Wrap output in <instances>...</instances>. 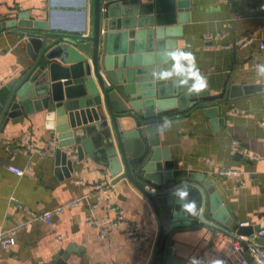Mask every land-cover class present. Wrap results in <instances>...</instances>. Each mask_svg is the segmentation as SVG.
I'll return each mask as SVG.
<instances>
[{"label":"crops","instance_id":"crops-1","mask_svg":"<svg viewBox=\"0 0 264 264\" xmlns=\"http://www.w3.org/2000/svg\"><path fill=\"white\" fill-rule=\"evenodd\" d=\"M22 13L49 22L50 31L59 34L84 26L86 36L93 32V0H0V23L20 20ZM186 14L183 38L177 41L172 62L164 65L162 79L176 80L191 96L223 97L213 101L219 110L215 122L200 101L162 122L165 130L158 136L161 147L173 156L175 170L211 180L232 222L226 233L198 218L191 220L171 236L174 256L183 264H256L248 251H232L231 235L243 227L238 239L264 245L258 236L264 227V78L255 69L264 62V52L258 41L238 43L249 33L264 39V0H190ZM23 31L40 32L17 26L0 33V90L33 64ZM204 80L205 87L190 91ZM233 90L238 93L231 97ZM22 110L0 129V232L26 225L14 246L4 248L0 242V264H151L160 223L147 197L83 151L65 147L73 151L68 157L73 166L65 164L53 144L58 134L52 127L60 118L48 117L47 110ZM11 165L24 174L12 172ZM108 180L113 182L109 192L94 190ZM76 200L79 203L54 216L50 225L34 219ZM194 208L181 206L180 212L188 216ZM120 211L137 226V238L124 229L102 236L101 226L90 222L91 217L114 219Z\"/></svg>","mask_w":264,"mask_h":264},{"label":"water","instance_id":"water-1","mask_svg":"<svg viewBox=\"0 0 264 264\" xmlns=\"http://www.w3.org/2000/svg\"><path fill=\"white\" fill-rule=\"evenodd\" d=\"M189 6L190 0H93L90 36L86 26L67 35L50 31L49 22L27 13L0 23V33L17 26L40 30L23 31L33 64L0 90V129L21 116L22 108L27 114L47 110L48 117L60 118L52 129L59 139L57 156L65 164L73 166L64 150L73 148L101 160L118 180L129 179L160 223L151 264H183L174 256L171 236L191 220L226 233L232 222L211 180L175 170L174 158L158 136L165 130L162 122L200 101L214 122L218 118L213 101L223 95L191 96L176 80L162 79L164 65L172 62L183 38ZM165 36L173 40L166 42ZM180 187L189 192L184 199L173 195ZM186 201L195 202L188 216L180 212ZM243 231L240 227L237 235Z\"/></svg>","mask_w":264,"mask_h":264},{"label":"built area","instance_id":"built-area-1","mask_svg":"<svg viewBox=\"0 0 264 264\" xmlns=\"http://www.w3.org/2000/svg\"><path fill=\"white\" fill-rule=\"evenodd\" d=\"M26 40L28 39L27 36L24 37ZM259 42V47L260 49L264 52V39H259L256 34L254 33H249L244 36H242L238 43L240 45H248L254 42ZM264 124V123H263ZM29 138V136H28ZM27 138V140H28ZM53 144L58 145V139L56 138L53 139ZM68 153L72 154L73 151L71 149H68ZM262 161L264 162V158H262ZM9 169L14 172L17 175H23L24 170L17 168L15 166H9ZM229 175L233 174L234 172L229 171L227 172ZM264 173V170H263ZM113 186V182L108 180V181H103V183H97L94 186L95 191H100L107 193L110 191V188ZM80 200L73 201L69 204H65L59 207H56L52 210L46 211L42 214H39L35 216V220L41 221L45 223L46 225H50L51 221L54 216H57L61 213H63L67 208L69 207H74L77 203H79ZM90 222L93 224H97L101 226V235L104 236L108 232H110L113 229H124L127 233V235L130 238H137V234H139L137 226L133 225L132 223L130 224L124 215L123 211H120L118 213V216L114 219L106 218L101 221L96 220V218L91 217ZM26 223H21L19 226L0 232V242L4 248H7L9 246H14L16 244V235L20 229H22ZM224 233V232H223ZM231 235V234H230ZM238 236V235H237ZM237 236H232L233 238V243L231 244L232 246V251H237V252H243L244 250L248 251L252 258L253 261L256 264H264V245H260L256 243L255 241H251L250 239H238ZM258 236L260 238H264V227H261L260 230L258 231ZM226 238H223L219 244H221L223 241H225Z\"/></svg>","mask_w":264,"mask_h":264},{"label":"clouds","instance_id":"clouds-1","mask_svg":"<svg viewBox=\"0 0 264 264\" xmlns=\"http://www.w3.org/2000/svg\"><path fill=\"white\" fill-rule=\"evenodd\" d=\"M255 69H256V74L258 77H262L264 78V62L261 63H257L255 65ZM206 86V80H204L202 83H200L199 85L190 88L191 92H198V90L200 88H203ZM173 195L174 196H178L181 199L186 198L189 195L188 190L185 187H180V188H175L173 191ZM195 202L194 201H186L184 204H182L181 206L185 209L190 208Z\"/></svg>","mask_w":264,"mask_h":264}]
</instances>
